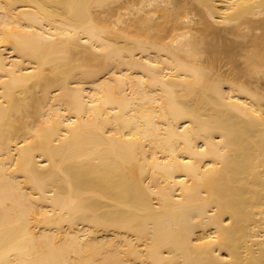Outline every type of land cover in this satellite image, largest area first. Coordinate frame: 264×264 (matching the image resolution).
Returning <instances> with one entry per match:
<instances>
[{
	"label": "bare ground",
	"instance_id": "1",
	"mask_svg": "<svg viewBox=\"0 0 264 264\" xmlns=\"http://www.w3.org/2000/svg\"><path fill=\"white\" fill-rule=\"evenodd\" d=\"M0 264H264V0H0Z\"/></svg>",
	"mask_w": 264,
	"mask_h": 264
}]
</instances>
